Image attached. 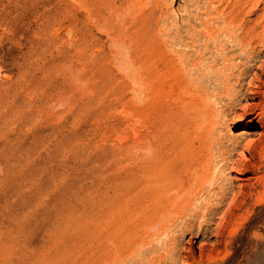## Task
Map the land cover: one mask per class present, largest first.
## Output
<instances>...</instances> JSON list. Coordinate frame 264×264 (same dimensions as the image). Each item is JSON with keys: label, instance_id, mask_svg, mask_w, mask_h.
I'll list each match as a JSON object with an SVG mask.
<instances>
[{"label": "rangeland", "instance_id": "1", "mask_svg": "<svg viewBox=\"0 0 264 264\" xmlns=\"http://www.w3.org/2000/svg\"><path fill=\"white\" fill-rule=\"evenodd\" d=\"M127 1L0 0V264L25 262L55 231L87 252L95 233L100 248L115 246L118 224L137 219L142 141L152 131L174 138L161 121L183 105L191 73L218 115L216 158L171 222L190 258L177 264H264V99L250 94L264 84V50L239 65L244 51L235 47L224 63L211 41L198 73L188 56L205 49V12L235 0H140L129 15ZM263 16L261 0L251 19ZM145 18L153 30H138ZM144 46L176 52L182 72L144 77ZM231 65L235 74L249 68L241 83L229 81L241 91L236 99L224 93Z\"/></svg>", "mask_w": 264, "mask_h": 264}, {"label": "bare ground", "instance_id": "2", "mask_svg": "<svg viewBox=\"0 0 264 264\" xmlns=\"http://www.w3.org/2000/svg\"><path fill=\"white\" fill-rule=\"evenodd\" d=\"M143 1L126 2L127 15L132 10H137ZM261 0H235L229 2L226 8L216 7L208 9L205 13L207 19H202V32L206 37L202 46L189 55V62L198 66L201 59L206 56V51L214 42L215 48L221 50L222 56L216 57L224 63L230 62L235 47L242 48L244 53L239 65L255 62L258 54L264 50V16L252 20L253 12L259 8ZM159 6L158 4H153ZM144 12V11H143ZM150 19V18H148ZM216 19H218V24ZM146 20V18H145ZM142 21L138 30H153L147 25V20ZM153 37L158 35L151 33ZM225 35L234 42L232 47H225L220 39ZM139 61L144 77L156 80L165 74H171V67L183 70L179 62L178 54L172 53L166 47H143L139 54ZM199 68V67H197ZM230 76L224 79V93L239 98L241 91L232 86L229 81L236 77L242 82L243 73H248L249 68L235 74L237 65H231ZM179 69L181 73L182 70ZM201 69L197 71L201 72ZM197 76L189 74L186 79L187 95L183 105L176 110H169L161 121L160 127L167 129L168 135L174 136L165 141L159 138L158 131H152L149 140L142 141V158L140 162V193L139 210L136 213V222H121L118 224L119 237L115 246L101 247L95 241L91 252L85 251L80 242L65 238L58 232H52L41 247H38L28 255L26 261L19 264H87L86 259L91 258V264H177L180 258H185L189 263V255L186 250L179 252V241L169 233L171 222L177 216H181L180 208L192 204L194 197L202 189L205 179L210 177L214 166L216 153L213 151V140L217 133L218 115L211 108L208 109V100L202 95L200 88L205 87L201 83L199 87L193 84ZM213 79L209 80L211 82ZM250 94L253 99L263 97L264 84L260 83ZM238 104V102L236 103ZM235 104V105H236ZM253 104V103H252ZM184 110L183 114L177 112ZM247 113L239 116L235 123H239ZM164 121V122H163ZM159 129L160 128H155ZM248 135L251 134L247 131ZM221 143L217 149L221 148ZM225 163L228 162L226 161ZM243 172L255 173L256 170L242 169ZM223 195L219 194V197ZM98 231V226H95ZM219 229L217 235H221ZM96 232V231H95ZM199 235L205 236L202 232ZM165 236V238H163ZM217 242V240H216ZM155 243H158L157 246ZM189 251H192L194 242L191 240ZM156 245V246H155ZM9 248V247H8ZM7 248V249H8ZM6 249V250H7ZM4 251V250H3ZM11 249L7 250V258L10 259ZM2 254V249L0 248ZM83 256L86 259H83ZM100 260H103L100 262ZM15 261H12L14 264ZM8 264H11L8 261Z\"/></svg>", "mask_w": 264, "mask_h": 264}]
</instances>
